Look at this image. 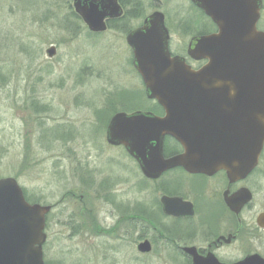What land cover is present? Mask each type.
<instances>
[{"label":"rangeland","instance_id":"obj_1","mask_svg":"<svg viewBox=\"0 0 264 264\" xmlns=\"http://www.w3.org/2000/svg\"><path fill=\"white\" fill-rule=\"evenodd\" d=\"M124 3L127 29L114 26L96 37L73 0H0V179H16L31 204L54 205L44 246L48 264H184L137 251V235L120 214L149 201L151 186L140 184L124 150L110 148L105 129L115 113L152 104L124 31L161 12L172 53L185 56L189 40L210 33L212 24L189 0ZM263 171L264 156L257 214L264 210ZM253 248L264 256V232L257 230Z\"/></svg>","mask_w":264,"mask_h":264},{"label":"water","instance_id":"obj_2","mask_svg":"<svg viewBox=\"0 0 264 264\" xmlns=\"http://www.w3.org/2000/svg\"><path fill=\"white\" fill-rule=\"evenodd\" d=\"M212 20L217 32L196 36L188 46L193 69L172 56L165 16L155 12L131 32L127 42L134 66L149 99L165 116L137 112L116 114L108 127V141L123 145L153 178L158 171L183 167L191 173L226 171L241 179L258 165L264 149V32L257 28L262 0H190ZM74 8L94 32L106 30L105 19L118 17V0H74ZM55 56V48L47 51ZM166 136L183 147L182 154L165 160ZM240 194L228 199L237 211ZM242 207L245 199L240 197ZM51 206L30 204L16 179H0V264H44L46 216ZM264 227V215L259 217ZM140 251H149L147 244ZM194 264H220L214 257L195 258ZM237 264H264L259 255Z\"/></svg>","mask_w":264,"mask_h":264},{"label":"flooded vegetation","instance_id":"obj_3","mask_svg":"<svg viewBox=\"0 0 264 264\" xmlns=\"http://www.w3.org/2000/svg\"><path fill=\"white\" fill-rule=\"evenodd\" d=\"M118 3L122 9V14L118 17L105 19L106 30L103 32H94L88 28L91 35L100 36L107 33L114 26L127 29L125 19L127 17L126 5L124 0H118ZM72 6L75 14L83 21L82 17L77 14L73 4ZM201 13L205 16L207 22L212 24L210 33L203 35L217 32V27L211 19L203 11ZM149 16L143 19L140 26L124 31L128 46V35L134 30L141 28ZM164 16L166 24V15ZM261 23L262 12L258 22V29L264 31ZM168 31L170 34L169 47L171 49V33L169 28ZM192 38L189 40V43ZM188 46L186 55L181 56L186 59V63L193 68L194 66H197L195 68H199L208 63L207 60L194 61L188 54ZM50 48H55L56 55L57 46L53 44ZM129 48L132 52V66L140 76L134 66L133 50L130 46ZM49 49L46 50V53ZM171 54L172 56H177L172 51ZM53 57L49 58L52 59ZM150 101L152 104L147 107L144 106L131 112L122 111L115 113L110 117L105 129V139L110 148L124 150L138 168L141 175L140 184L151 186L153 197L149 201L144 200L140 202L138 208L135 209L136 211L130 213L125 211L120 214L122 219L131 224L128 231L132 228L137 235L139 240V243L136 245L137 251L142 256L158 254L159 256L179 258L184 264H194L195 258L205 259L209 257H214L220 264H237L246 259V257L256 254L261 255L255 251L253 244L256 240L257 230L264 232V227H261L259 223V217L264 215V210L258 214L256 213L257 194L261 190V187L257 186L256 175L260 170L264 149L256 168L245 177L234 181L230 180L226 171H219L216 174L208 175L205 173H191L183 167L158 171L156 173L158 175L150 178L143 173L141 163L131 156L124 146L112 145L108 141L109 124L118 113L132 115L141 112L151 113L157 117H164V109L156 101ZM183 151L184 149L181 144L173 137H165L163 145V158L165 160L174 158L182 154ZM261 177L264 179V174H261ZM122 182L124 181L122 180ZM237 194H240V197L245 199L246 202L240 207L241 202L239 197L237 206L241 209L233 211L229 207L227 200ZM50 206L52 207L51 213L54 205ZM50 213L46 216L45 232L47 231ZM91 216L92 211L90 212ZM128 224L125 225V228H128ZM128 231H126L127 234ZM144 244L148 245L149 251H140V245ZM44 246L42 250L43 261L44 264H48ZM242 252L243 257L240 259L228 258L229 256H240ZM262 257L264 258V256Z\"/></svg>","mask_w":264,"mask_h":264},{"label":"trees","instance_id":"obj_4","mask_svg":"<svg viewBox=\"0 0 264 264\" xmlns=\"http://www.w3.org/2000/svg\"><path fill=\"white\" fill-rule=\"evenodd\" d=\"M200 35L206 34L205 31H200Z\"/></svg>","mask_w":264,"mask_h":264}]
</instances>
